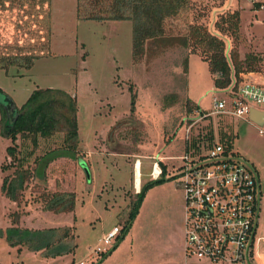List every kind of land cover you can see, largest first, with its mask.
Masks as SVG:
<instances>
[{
	"label": "rangeland",
	"instance_id": "rangeland-1",
	"mask_svg": "<svg viewBox=\"0 0 264 264\" xmlns=\"http://www.w3.org/2000/svg\"><path fill=\"white\" fill-rule=\"evenodd\" d=\"M76 7L77 0H0V64L12 58L6 69L0 67V90L18 109L36 89H63L76 99L78 126L75 156L55 157L64 146V132L39 137L34 146L19 134L14 141L3 136L0 120V232L69 227L62 245H73L48 256L20 235L10 241L2 234L0 264H90L114 250L113 264H183L184 196L176 174L186 146L197 156L215 142L226 145L228 153L254 167L264 194V136L231 115L198 119L196 110L210 112L213 98L225 95L215 87L207 62L189 47L155 45L135 62L131 21L82 19ZM236 10L238 38L216 26L222 15ZM196 22L223 39L229 62L233 47L243 66L248 55L260 58L254 77L262 79L264 0H189L165 30L183 36ZM26 56L33 58L30 68L22 67ZM8 146L15 148L14 156ZM51 158L43 177L34 173ZM137 160L143 175L135 191ZM154 160L166 172L162 181L148 185L156 180L150 175ZM21 170L29 177L13 201L2 190L3 179H14ZM56 191L75 193L73 210L44 208V194ZM114 226L119 232L107 247L110 253L103 260L88 257Z\"/></svg>",
	"mask_w": 264,
	"mask_h": 264
},
{
	"label": "trees",
	"instance_id": "trees-1",
	"mask_svg": "<svg viewBox=\"0 0 264 264\" xmlns=\"http://www.w3.org/2000/svg\"><path fill=\"white\" fill-rule=\"evenodd\" d=\"M37 1L42 3L46 0ZM188 2L189 0H77L76 13L78 17L87 20L131 21L132 58L135 62L142 58L147 48L155 45L166 46L175 42L184 48L189 47L191 52L197 53L207 62L214 85L218 89L227 87L234 77L238 80L243 73L257 72L258 68L255 67V63L260 58L248 55V61H245L243 66L236 47H233L231 54H229V62L224 51L223 39L211 33L202 23H191L187 34L183 36H171L166 33L167 20L177 16ZM216 26L224 33L231 30L235 37L238 38L239 12L236 10L222 15L220 20L216 22ZM3 60L0 67L6 69L12 63V58L6 56ZM25 60L26 63H23L22 67L30 68L33 61L32 56H26ZM0 111V120L4 127L6 115L1 104ZM76 112V99L67 91L50 87L36 89L31 92L26 101L17 109L18 115L13 125L5 133L2 132V134L13 141L18 134L23 138L28 137L36 146L39 137L49 138L55 132L62 131L64 132V146L60 148L59 154L55 157H74L78 140ZM212 138L213 133L210 128L208 139L213 140ZM186 149L188 150V145ZM6 150L10 155L14 156L15 148L13 146H8ZM52 159L47 160L41 168H38L39 166L36 167L34 173L43 177L44 168ZM165 170V167H162L160 176H165ZM160 176L156 180L149 182L148 185L162 181L163 179H159ZM27 177H29L28 170L17 172V176L14 179L5 177L2 184L4 194L13 201L18 200L20 192L25 188L24 181L27 180ZM144 187L142 186L136 196L140 197ZM44 197L46 200L44 208L46 209L53 211L73 210L75 203L74 192L56 191L46 193ZM69 230V227H63L43 231H29L11 227L9 229L10 232H0V235L4 234L10 241L13 240L12 236L20 235L25 241L27 240L26 243L31 249L43 248L47 251L46 255L56 256L73 249V245L70 247L62 245V243H65L66 238L69 237ZM108 253H110V250L104 253L101 259L106 257Z\"/></svg>",
	"mask_w": 264,
	"mask_h": 264
},
{
	"label": "built area",
	"instance_id": "built-area-1",
	"mask_svg": "<svg viewBox=\"0 0 264 264\" xmlns=\"http://www.w3.org/2000/svg\"><path fill=\"white\" fill-rule=\"evenodd\" d=\"M254 76L259 75L241 74L227 87L217 88L225 97H214L208 113L200 114L196 110L198 119L231 115L250 122L264 136V120L256 123L249 118L253 109L264 113V75L261 80ZM161 174L162 167L154 160L150 175L156 179ZM176 177L184 196L185 258L204 264H264V259L258 257L254 238L261 191L253 166L228 153L226 145L215 142L204 155L192 156L186 149ZM118 232L114 226L104 236V245L96 247L91 256L101 257L106 253Z\"/></svg>",
	"mask_w": 264,
	"mask_h": 264
},
{
	"label": "crops",
	"instance_id": "crops-1",
	"mask_svg": "<svg viewBox=\"0 0 264 264\" xmlns=\"http://www.w3.org/2000/svg\"><path fill=\"white\" fill-rule=\"evenodd\" d=\"M138 161L140 162V165L138 164ZM135 163L136 164H134L133 187H134L135 191H138L139 188H140V184H141V176L143 175L142 174V165L143 164H142L141 160H137V162H135ZM258 178H259V176H258ZM260 182L261 181L259 179V183ZM260 191H261L260 211H259L258 218H257L256 224H255V228H254V238H255V241L257 243L256 250H257V253H258V257H259L260 260H263L264 259V194H263V190L261 188V183H260ZM258 230H259L260 233H257ZM182 249H183V251H182V253H183V257H182L183 262L182 263L183 264H196L195 262L194 263L190 262L189 259L184 257V248L182 247ZM116 251L117 250H114L113 252H111L109 254V256L104 259V261H102L103 260L102 259L101 260L102 262H98L99 260H95L96 258H94L93 259L94 263H90V264H113V263H111L113 261L112 257L115 255ZM91 254L92 253L90 252L89 254H87V256L88 257H92ZM72 264H74V262H72ZM84 264H86V263H84Z\"/></svg>",
	"mask_w": 264,
	"mask_h": 264
},
{
	"label": "water",
	"instance_id": "water-1",
	"mask_svg": "<svg viewBox=\"0 0 264 264\" xmlns=\"http://www.w3.org/2000/svg\"><path fill=\"white\" fill-rule=\"evenodd\" d=\"M0 104L4 108L5 115H6V120L4 122V127L5 130H9V128L13 125L17 118V106L15 105L14 101L10 96H8L6 93L3 91H0ZM249 118L250 120L256 122V123H262L264 120V113L256 111V110H251L249 113ZM85 172L87 174V177H89V170L86 166H84Z\"/></svg>",
	"mask_w": 264,
	"mask_h": 264
},
{
	"label": "bare ground",
	"instance_id": "bare-ground-1",
	"mask_svg": "<svg viewBox=\"0 0 264 264\" xmlns=\"http://www.w3.org/2000/svg\"><path fill=\"white\" fill-rule=\"evenodd\" d=\"M138 164L140 165V162L138 161Z\"/></svg>",
	"mask_w": 264,
	"mask_h": 264
}]
</instances>
